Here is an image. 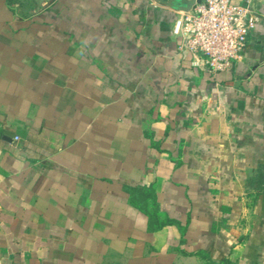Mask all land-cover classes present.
Here are the masks:
<instances>
[{
	"label": "crops",
	"instance_id": "crops-1",
	"mask_svg": "<svg viewBox=\"0 0 264 264\" xmlns=\"http://www.w3.org/2000/svg\"><path fill=\"white\" fill-rule=\"evenodd\" d=\"M160 0H0V264H264V0L213 77Z\"/></svg>",
	"mask_w": 264,
	"mask_h": 264
},
{
	"label": "built area",
	"instance_id": "built-area-1",
	"mask_svg": "<svg viewBox=\"0 0 264 264\" xmlns=\"http://www.w3.org/2000/svg\"><path fill=\"white\" fill-rule=\"evenodd\" d=\"M263 0H202L192 12L180 11L172 33L180 53L196 70L213 77L243 58L249 37L261 21Z\"/></svg>",
	"mask_w": 264,
	"mask_h": 264
},
{
	"label": "water",
	"instance_id": "water-1",
	"mask_svg": "<svg viewBox=\"0 0 264 264\" xmlns=\"http://www.w3.org/2000/svg\"><path fill=\"white\" fill-rule=\"evenodd\" d=\"M168 7H171L177 11L192 12L193 7L202 2V0H160ZM264 61V56L261 57Z\"/></svg>",
	"mask_w": 264,
	"mask_h": 264
}]
</instances>
